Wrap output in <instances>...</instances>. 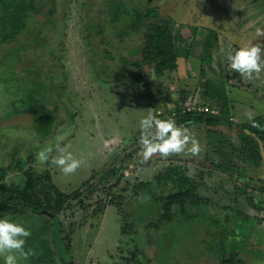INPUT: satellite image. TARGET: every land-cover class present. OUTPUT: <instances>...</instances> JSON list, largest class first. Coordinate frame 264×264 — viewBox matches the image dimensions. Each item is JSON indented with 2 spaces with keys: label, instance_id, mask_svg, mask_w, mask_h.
<instances>
[{
  "label": "rangeland",
  "instance_id": "374dc122",
  "mask_svg": "<svg viewBox=\"0 0 264 264\" xmlns=\"http://www.w3.org/2000/svg\"><path fill=\"white\" fill-rule=\"evenodd\" d=\"M90 1L92 5H88L84 10L83 0H73L69 7L66 0H62L64 5L60 17H66L63 21L65 24L62 23L61 26L65 32L62 40L66 42V50L57 66L60 71L58 77L65 81V86L59 90L58 98L51 100L50 107L44 112V118L49 121L46 134H43L42 130L28 128L4 130L3 142L6 150L5 157H0V184L4 181L24 184L26 179L23 171L32 167L34 173L44 176L45 185H54L59 191L71 194L90 179L94 172H101L107 164L112 165L113 161L123 154L122 149L128 148V152L138 151L137 157L129 163L135 168L133 171L128 169V175L123 173L125 179L121 180L116 188V194L135 196L131 183L135 184L137 180H153L162 169L171 164H178L187 170L188 175L197 178L201 195L210 201H204L197 207L190 206L186 215H181L179 219L170 225L162 226L160 230H148L146 225L154 220V209L157 205L150 197H143L147 192L145 194L142 191V196L128 200L124 208L127 213L132 214L135 235L122 236V222L117 209L115 206H108L100 219L87 216L75 222L74 218L72 226L66 221L64 223L61 218L59 221L62 222L58 224L55 218L35 215L34 220L26 221L23 225L31 230L32 235L28 240L39 242L40 249L36 250L41 252L40 255L44 254L42 242H49L55 262L51 264H126L124 257L128 255L127 249H134V244H138L139 250L145 254L141 256L143 263L152 259L151 264H214L215 259H226L231 256L230 253H236L246 264H264V211L253 207L247 199V195H254L255 203H259L264 200V195L258 189H254L253 193L249 189L248 193L242 190V195L235 193L233 180L202 164L206 158L217 163L218 157L227 149V144L235 146V138L223 133L218 126L207 131L201 128L200 124L191 123L187 128L200 142L202 150L199 156L173 155L170 156L173 157V162L170 157L157 160L155 156L147 163L141 162V149L137 150L136 143L126 142L140 135L139 121L149 115V109L154 110L152 114L156 116L157 113L160 114L157 116L161 117L160 119L163 114L167 115L166 103L179 101L181 88H190L186 107L199 106L200 91L195 83L199 79L202 80L198 66L201 62H196L195 58L203 54L205 30L208 29L205 28V23L209 22L212 14L218 16L221 12L212 9L213 12L209 11L207 14L205 0L129 2L133 12L134 9L150 8L157 10L159 16L172 17L177 26L179 23H187L182 26L181 31L184 29L182 33L185 36L192 34L188 41L179 42L180 74L170 72L157 78L153 71H149L150 79L142 77V81H137L136 68L127 67L130 64L129 57H133L135 53V49H129L134 43L133 40H125L121 49L117 48L119 41L117 45L116 41H111L113 47L109 50L108 60L102 63V58L99 57L100 62L95 61L93 67L90 66V54L84 41L88 21L82 19L87 16L86 12L90 16L92 14L94 19L97 15H106L102 11L103 0ZM125 27L126 21L109 25L106 34L111 40L116 39L119 31ZM189 28L194 30L189 31ZM99 43L100 41L98 45ZM220 47L225 52L227 46L224 42ZM100 50L103 52L104 47H100ZM207 66L205 70L208 79L218 81L217 78H222L216 70ZM253 81L254 79L248 80L246 84H252ZM241 85H244L243 81ZM14 91L12 86L0 83V122L10 116L27 112L21 111L23 105L19 98H15ZM40 111V108L34 109L35 114ZM229 112L231 116L236 117L232 119L243 123L250 120L243 115L245 112L256 117L252 110H244L243 113L238 111V115L230 110ZM230 115L227 114V117ZM58 138H62L63 144L70 143L73 155L85 162L75 174L66 176L52 165L50 160L48 163H41L37 159V154L46 146L54 147ZM52 155H56L55 151ZM226 155L230 157L232 154ZM31 156L34 158L33 162L29 160ZM175 156L183 160L178 161ZM10 161L13 164L17 161L21 164V173H12L15 170H11L3 180L6 173L2 169ZM210 170L214 176L209 174ZM241 170L244 175L247 174L256 179L257 184L264 186V167L260 170L249 163ZM154 189L153 192L157 196L170 193L169 189L157 186ZM99 195L102 196L103 192H99ZM69 211L65 214H69ZM45 219L48 220L47 226L43 221ZM249 229H253V244L249 242ZM148 234H152L153 242L150 244L146 237ZM0 264H4L2 258Z\"/></svg>",
  "mask_w": 264,
  "mask_h": 264
},
{
  "label": "trees",
  "instance_id": "16d2710c",
  "mask_svg": "<svg viewBox=\"0 0 264 264\" xmlns=\"http://www.w3.org/2000/svg\"><path fill=\"white\" fill-rule=\"evenodd\" d=\"M72 1L66 0L67 7ZM132 1L134 0H103L102 11L106 13L105 17L97 15L94 19L92 14L90 16L86 12L87 16H84L82 20L88 21L84 41L88 48L87 52L90 54V66L93 67L99 57L102 58V63L108 60L109 50L113 47L111 41L113 43L116 41L115 44L119 41L120 45H116L121 49L124 47L125 40H133L134 43L129 49H135V53L133 57H129L130 64L127 67L136 68L135 80L142 81V77L150 79L152 71L157 78L170 72L180 74L179 42L188 41L192 34L185 36L179 28L180 25L177 26L172 17L159 16L157 10L139 8L134 9L133 12L129 4ZM63 5L62 0H0V83L4 82L6 86H12V89H15V98H19L23 105L21 111H34L35 108H40V115L46 117L44 113L46 108L50 107L51 100L58 98L59 90L65 86V81L58 77L60 71L57 66L62 61L66 50V42L62 40L65 32L61 27L66 17H60ZM88 5H92V2L83 0L84 10ZM122 21H126L125 29L119 31L118 38L116 36V39L111 40L112 38L106 34V28ZM205 32L203 54L195 58L196 62H201L198 65L199 74L204 79L199 82V106L186 107L191 93L190 88H181L179 101L166 103L167 115L163 114L162 119L172 118L177 126L182 127L196 122L207 131L218 126L223 133L230 134L229 136L236 140L235 146L227 144L228 151L226 149L223 155L218 157L217 163L206 158L202 164L233 180L235 193L242 195V190L246 193L250 190L253 193L254 189H258L264 195V186L257 184L254 178L245 177L241 170L249 163L257 169L264 163L261 150L264 143V120L257 118L249 122L236 123L232 119L233 116L229 112V91L226 85L230 79L238 81L241 76L229 67L227 55L220 47L218 33L210 29ZM98 41H100L99 45ZM102 46L103 52L100 50ZM237 49L239 48L233 47L230 53H234ZM226 52L229 53V51ZM223 62L228 66L226 70L222 67ZM206 65L209 69L216 70L222 78H217L218 81L208 79ZM227 114L230 115L229 118ZM159 115L157 113V116ZM38 130L46 134L49 127L42 125ZM139 136L132 137L126 142L134 141L139 150L141 149L138 142ZM122 151L123 156L114 160L112 165L107 164L101 172H94L90 179L83 182L71 194L59 191L54 185H45L44 176L34 173L32 167L27 168L23 171L26 179L24 184L5 181L0 184V219L7 218L9 215L31 213L55 218L58 224L66 221L72 226L74 218H76L75 222L87 216L100 219L108 206H115L122 222V236L126 237L129 234L135 235L136 230L135 222H132V214L127 213L124 208L128 200L142 196V191L147 192L143 197H150L151 201L157 205L154 209L156 213L154 220L146 225L148 230H160L162 226L170 225L181 215H186L190 206L197 207L204 201L209 202V199L201 195L197 178L188 175L187 170L178 164H171L162 169L153 180H137L135 184L131 183L135 196L116 194V188L121 180L125 179L123 173L129 169L128 166H132L129 163L137 157L136 153H138V151L128 152V148H123ZM226 154L232 155L227 157ZM175 157L178 161L183 160L178 156ZM156 158L162 160L159 156ZM172 158L170 157L171 162L174 160ZM33 159L31 156L30 162H33ZM21 167L18 161L15 164L8 162L2 169L6 176L3 179L2 175L1 180H5L7 173H11V170H15L12 173L20 174ZM134 168L132 166L131 171ZM257 174L260 173L257 172ZM155 186L169 189L170 193L157 196L153 192ZM99 192H103V195L100 196ZM247 199L253 207L264 211V200L255 203L254 195H247ZM67 210L70 211L66 215ZM236 214L243 216L239 212ZM214 217L216 218V215ZM60 218L62 221H59ZM219 224L223 226L222 223L219 222ZM80 225L83 226V224ZM249 230L251 235L249 242L253 244L254 239L251 238L253 229ZM146 237L149 244L153 242L152 234ZM134 249H127L128 255L124 257L126 264H151L152 259L141 262V256L145 254L139 250L138 244H134ZM230 255L226 259H215L214 264H246V261L239 258L236 253L235 255L230 253Z\"/></svg>",
  "mask_w": 264,
  "mask_h": 264
},
{
  "label": "clouds",
  "instance_id": "9594fccd",
  "mask_svg": "<svg viewBox=\"0 0 264 264\" xmlns=\"http://www.w3.org/2000/svg\"><path fill=\"white\" fill-rule=\"evenodd\" d=\"M257 38H264V28L257 27ZM264 41V40H261ZM229 67L239 73L242 79H259L264 73V43H257L240 47L234 53L227 55ZM139 121L142 163H147L154 156L167 159L173 155L190 154L199 156L201 145L189 128L177 126L172 118L160 119L152 114ZM71 144H63L62 138H58L55 146H46L38 154L37 159L41 163H50L64 174H75L85 163L76 158L71 149ZM55 151L56 155H52ZM51 157V159H50ZM31 231L22 224L9 219H0V258L4 264H20L22 260H28L34 256L35 250H26L27 240L31 237Z\"/></svg>",
  "mask_w": 264,
  "mask_h": 264
},
{
  "label": "crops",
  "instance_id": "0c3cea01",
  "mask_svg": "<svg viewBox=\"0 0 264 264\" xmlns=\"http://www.w3.org/2000/svg\"><path fill=\"white\" fill-rule=\"evenodd\" d=\"M255 1L256 0H205L206 8L208 9L207 14L209 11L213 12V10L221 12L218 16H216V14H212L210 16L211 18L209 19V23H205V28L213 29L218 33L221 44L224 42V44L227 46L226 51H232L233 47L240 48L257 43H264V41H261L264 40V38H257L255 36V30L257 27L264 28V0H261V2L260 0H257L256 2ZM260 6L263 8H261ZM176 9L174 10V13H176ZM185 24L187 23H184L183 25ZM179 25V28L181 29L183 25H181L180 23ZM190 27L192 26L190 25ZM190 30L194 29L189 28V31ZM226 51L224 53L228 55L229 53H227ZM224 62L222 64V67H225L224 69L226 70L228 66H226ZM200 81L202 82L204 81V79L197 80V82L195 83L196 86L198 85L199 87L198 83ZM242 81L244 82V85H241ZM247 81L248 80H244L242 79V77H240L238 81L230 79L227 82L226 88L229 91V110L234 114H237L238 111L240 113H243L244 110H252L256 114V117H252L251 114H246V112L245 114H243L245 117H247V119H250L247 122L255 120L257 118L264 120V73H261V77L259 79L254 78L252 84H246ZM233 118L236 117L233 116ZM235 121L236 123H243L240 120ZM261 150L264 156L263 146ZM263 167L264 163L258 169L261 170ZM210 175H213V173ZM222 175L230 179L227 175ZM244 176L250 178V176H248L247 174ZM33 216L35 215H32L31 213H25L23 215H9L6 219L24 225L26 221L31 222V220H34ZM43 221L47 226L48 220L45 219ZM27 230L31 231L29 228ZM27 242L28 243L26 244V250L28 248H32L35 250L36 254L30 257L28 260H22L20 264H51V262L55 263L51 255L52 252L49 242H42V245H44V254L42 255H40V251L36 250L40 249V247L38 246L39 242H32L29 240H27Z\"/></svg>",
  "mask_w": 264,
  "mask_h": 264
},
{
  "label": "water",
  "instance_id": "95a60500",
  "mask_svg": "<svg viewBox=\"0 0 264 264\" xmlns=\"http://www.w3.org/2000/svg\"><path fill=\"white\" fill-rule=\"evenodd\" d=\"M39 112L34 113V111H27L18 115L10 116L0 122L3 127H15V126H24V127H34L37 125H49V121L44 116L39 115ZM49 127V126H48Z\"/></svg>",
  "mask_w": 264,
  "mask_h": 264
},
{
  "label": "flooded vegetation",
  "instance_id": "af4514ba",
  "mask_svg": "<svg viewBox=\"0 0 264 264\" xmlns=\"http://www.w3.org/2000/svg\"><path fill=\"white\" fill-rule=\"evenodd\" d=\"M14 116V115H13ZM41 125H37V126H34V127H24V126H15V127H3L1 124H0V157H5V143L3 142L4 141V137L5 135L3 134L4 133V130L6 129H12V128H28V129H38ZM45 126V125H44Z\"/></svg>",
  "mask_w": 264,
  "mask_h": 264
},
{
  "label": "built area",
  "instance_id": "2783aa9c",
  "mask_svg": "<svg viewBox=\"0 0 264 264\" xmlns=\"http://www.w3.org/2000/svg\"><path fill=\"white\" fill-rule=\"evenodd\" d=\"M132 166L130 165L129 169H131ZM125 174L128 175V169L125 170Z\"/></svg>",
  "mask_w": 264,
  "mask_h": 264
},
{
  "label": "bare ground",
  "instance_id": "6f19581e",
  "mask_svg": "<svg viewBox=\"0 0 264 264\" xmlns=\"http://www.w3.org/2000/svg\"><path fill=\"white\" fill-rule=\"evenodd\" d=\"M256 1H257V0H256ZM256 1H255V2H256ZM260 2H261V0H260ZM239 7H240V5H239ZM260 7H261V6H260ZM261 8H263V7H261ZM261 8H260V9H261ZM257 9H258V8H257ZM260 9H259V10H260ZM263 11H264V10H263ZM208 23H209V22H208Z\"/></svg>",
  "mask_w": 264,
  "mask_h": 264
}]
</instances>
